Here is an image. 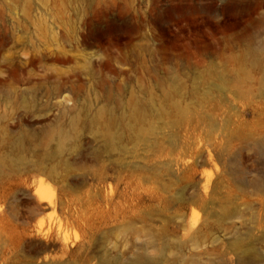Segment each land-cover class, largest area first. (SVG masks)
I'll return each mask as SVG.
<instances>
[{"label":"rangeland","instance_id":"1","mask_svg":"<svg viewBox=\"0 0 264 264\" xmlns=\"http://www.w3.org/2000/svg\"><path fill=\"white\" fill-rule=\"evenodd\" d=\"M264 0H0V264H264Z\"/></svg>","mask_w":264,"mask_h":264},{"label":"bare ground","instance_id":"2","mask_svg":"<svg viewBox=\"0 0 264 264\" xmlns=\"http://www.w3.org/2000/svg\"><path fill=\"white\" fill-rule=\"evenodd\" d=\"M256 148L257 150L261 151V149H264V140L257 143L256 144ZM253 185L255 187H260V188H264V183H261L260 181H254L253 182ZM254 252V249L253 248H244L242 249V253H241V256L239 257L238 259V264H249V261H248V256L251 255L252 253ZM106 264H143L141 260L139 259H136L134 262H130V263H125V262H122L121 260L119 259H113L111 261H107L105 262Z\"/></svg>","mask_w":264,"mask_h":264}]
</instances>
